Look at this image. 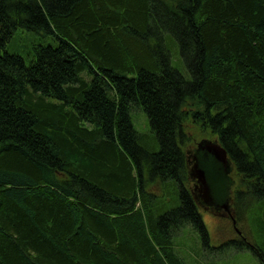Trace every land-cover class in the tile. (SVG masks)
Instances as JSON below:
<instances>
[{
  "label": "trees",
  "instance_id": "trees-1",
  "mask_svg": "<svg viewBox=\"0 0 264 264\" xmlns=\"http://www.w3.org/2000/svg\"><path fill=\"white\" fill-rule=\"evenodd\" d=\"M19 29L54 43L27 64ZM190 124L241 223L264 203V0H0V264H185L179 230L210 240Z\"/></svg>",
  "mask_w": 264,
  "mask_h": 264
},
{
  "label": "rangeland",
  "instance_id": "rangeland-1",
  "mask_svg": "<svg viewBox=\"0 0 264 264\" xmlns=\"http://www.w3.org/2000/svg\"><path fill=\"white\" fill-rule=\"evenodd\" d=\"M52 43L54 41L48 35L43 36L34 31L19 29L6 45L5 51L10 54L21 55L26 63L30 64L35 55L34 48L37 44L49 45ZM131 114L136 129L146 136H151L146 113L141 109H135ZM88 126L92 127L91 125ZM188 131L191 139L193 138V141L186 145L188 153H191L189 151L195 149L201 141H215V138H211L208 133L201 132L197 125L190 124ZM154 148L157 147L153 143L150 149ZM232 171L231 168L229 172L232 173ZM231 177H235L236 182L238 181L234 172ZM155 189L159 199L158 204H161L163 199L170 198L166 193V189ZM172 195L176 196L177 193L174 192ZM230 202H233V200H230ZM199 210L210 235L209 244H204L200 231L194 229L192 225L184 226L179 230L175 241L177 251L185 264H264V203L258 205L253 215L250 212L249 216L244 218L241 223H237L238 229L247 234L248 242L251 244L250 247L240 243L242 240L239 239L238 232H235L230 218L203 206H200ZM241 246H243L242 249ZM256 250H261L259 251L260 254L255 253Z\"/></svg>",
  "mask_w": 264,
  "mask_h": 264
},
{
  "label": "flooded vegetation",
  "instance_id": "flooded-vegetation-1",
  "mask_svg": "<svg viewBox=\"0 0 264 264\" xmlns=\"http://www.w3.org/2000/svg\"><path fill=\"white\" fill-rule=\"evenodd\" d=\"M188 161L191 164V169H192L191 177L193 179V184L195 185V192H197V198L206 207L211 208L218 213L220 212L219 214L225 215L228 218H230L231 219L230 221L232 222V225L235 229V232H240L238 230L237 226L234 225V222H233L234 210H233L232 205H231L230 201L228 200V198L220 197V194H219V192H217L216 188L213 191L212 199L208 198V195L206 194L203 186L199 183H196L198 181V176H197L198 173L194 167L192 160L189 159ZM212 166L213 165H211L210 167L212 168V171H213L212 172L213 173L212 179H213V176L218 177V172H217L216 168L215 167L213 168Z\"/></svg>",
  "mask_w": 264,
  "mask_h": 264
},
{
  "label": "water",
  "instance_id": "water-1",
  "mask_svg": "<svg viewBox=\"0 0 264 264\" xmlns=\"http://www.w3.org/2000/svg\"><path fill=\"white\" fill-rule=\"evenodd\" d=\"M199 149H202L207 154L212 155L217 161L225 167H229V159L226 149L217 141H202L199 144ZM195 169L197 170L198 182L203 186L208 198L212 199L213 185L211 184L207 169H205L200 163L199 157L194 156Z\"/></svg>",
  "mask_w": 264,
  "mask_h": 264
},
{
  "label": "bare ground",
  "instance_id": "bare-ground-1",
  "mask_svg": "<svg viewBox=\"0 0 264 264\" xmlns=\"http://www.w3.org/2000/svg\"><path fill=\"white\" fill-rule=\"evenodd\" d=\"M200 154V156H199ZM209 156H212L210 154H207L205 151H203L202 149H199V152H198V157H199V160H200V163L202 164L201 166H203L204 168L206 167L205 166V163H207L206 165L207 166H211L213 165L212 167L216 168L217 172L219 171V168L220 166L219 165H222L221 162L217 161L213 156L212 158L215 160V162H213ZM223 166V165H222ZM223 168L225 169V167L223 166ZM206 169V168H205ZM218 178V177H217ZM214 191V190H213Z\"/></svg>",
  "mask_w": 264,
  "mask_h": 264
}]
</instances>
